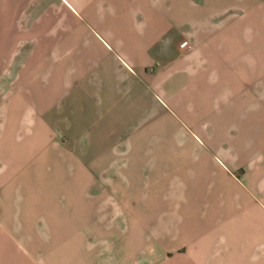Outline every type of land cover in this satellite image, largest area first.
Wrapping results in <instances>:
<instances>
[{
    "label": "crops",
    "instance_id": "crops-1",
    "mask_svg": "<svg viewBox=\"0 0 264 264\" xmlns=\"http://www.w3.org/2000/svg\"><path fill=\"white\" fill-rule=\"evenodd\" d=\"M0 264H264V0H0Z\"/></svg>",
    "mask_w": 264,
    "mask_h": 264
},
{
    "label": "rangeland",
    "instance_id": "rangeland-1",
    "mask_svg": "<svg viewBox=\"0 0 264 264\" xmlns=\"http://www.w3.org/2000/svg\"><path fill=\"white\" fill-rule=\"evenodd\" d=\"M139 1H144V0H135V2H139ZM27 12V11H25ZM130 14L133 15V17L141 22L143 21L145 18H153L154 16L150 13V11H148V8L144 7V6H139L138 4L135 3V9L130 10ZM86 29V33H94L95 31L99 34H102L101 31L99 30V28H96L92 25H87L86 27H83ZM190 48V46H189Z\"/></svg>",
    "mask_w": 264,
    "mask_h": 264
},
{
    "label": "built area",
    "instance_id": "built-area-1",
    "mask_svg": "<svg viewBox=\"0 0 264 264\" xmlns=\"http://www.w3.org/2000/svg\"><path fill=\"white\" fill-rule=\"evenodd\" d=\"M189 44L188 43H184V47H186V48H189Z\"/></svg>",
    "mask_w": 264,
    "mask_h": 264
}]
</instances>
